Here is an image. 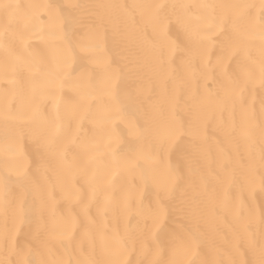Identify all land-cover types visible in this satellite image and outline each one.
I'll return each mask as SVG.
<instances>
[{"label": "bare ground", "instance_id": "6f19581e", "mask_svg": "<svg viewBox=\"0 0 264 264\" xmlns=\"http://www.w3.org/2000/svg\"><path fill=\"white\" fill-rule=\"evenodd\" d=\"M0 264H264V0H0Z\"/></svg>", "mask_w": 264, "mask_h": 264}]
</instances>
